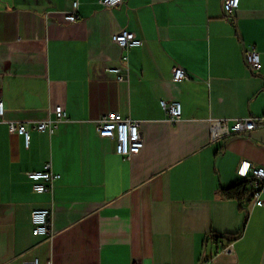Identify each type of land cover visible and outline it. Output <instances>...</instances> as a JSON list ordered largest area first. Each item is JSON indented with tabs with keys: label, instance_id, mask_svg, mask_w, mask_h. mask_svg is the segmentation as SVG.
Instances as JSON below:
<instances>
[{
	"label": "crops",
	"instance_id": "1",
	"mask_svg": "<svg viewBox=\"0 0 264 264\" xmlns=\"http://www.w3.org/2000/svg\"><path fill=\"white\" fill-rule=\"evenodd\" d=\"M99 1L79 0L68 23L72 0H0V264H264V205L222 193L243 161L264 168V127L213 140L209 126L264 115V0H240L228 18L224 0ZM122 31L143 45L121 49ZM162 100L181 103L179 121ZM56 107L67 119L36 131ZM113 112L141 122L131 161L98 135ZM10 122L27 125L29 145ZM47 163L61 178L39 194L27 173ZM36 209L51 211L50 237L33 235Z\"/></svg>",
	"mask_w": 264,
	"mask_h": 264
},
{
	"label": "built area",
	"instance_id": "2",
	"mask_svg": "<svg viewBox=\"0 0 264 264\" xmlns=\"http://www.w3.org/2000/svg\"><path fill=\"white\" fill-rule=\"evenodd\" d=\"M127 0H100L99 4L107 9L118 8L126 3ZM79 0H72V9L64 15V20L68 23H75L79 16ZM240 6V0H224V9L226 17L233 15ZM121 49L127 51L131 48H138L143 45V41L134 33L122 31L113 38ZM245 62L248 69L254 73L261 71L262 62L261 55L255 46H249L245 51ZM124 62H128V57H123ZM121 68L112 69V73H120ZM173 79L176 82L187 79V72L180 68L173 69ZM162 108L169 114V122L174 124L182 117V105L179 102H160ZM55 118L49 117L47 120L36 123L34 128L42 133L53 135L58 129L60 123L67 119V114L62 107L54 109ZM5 115V104L0 97V124ZM98 135L102 139H108L116 142V152L119 156L127 161H131L138 156L144 149L145 143L141 136V122L124 117L119 113H109L104 115L98 121ZM210 135L213 140L226 139L230 136L248 135L251 132L264 127V116L262 117H246L234 121L229 124L227 120L211 119L209 122ZM9 131L11 134H17L24 137L25 142L29 145L30 132L25 124L15 122L9 123ZM238 176L242 180L252 182L251 195L254 206L261 207L264 205V168L252 165L250 162L243 161L237 171ZM28 179L33 183V191L39 194L52 192L55 182L61 178V175L53 171L51 163H47L43 171H32L27 173ZM51 211L48 209H36L31 214L32 233L38 237L51 236ZM230 254L232 247L229 246L224 250ZM24 264H39V259L26 262ZM201 264H209L203 261Z\"/></svg>",
	"mask_w": 264,
	"mask_h": 264
},
{
	"label": "trees",
	"instance_id": "3",
	"mask_svg": "<svg viewBox=\"0 0 264 264\" xmlns=\"http://www.w3.org/2000/svg\"><path fill=\"white\" fill-rule=\"evenodd\" d=\"M252 182L249 180L239 181L237 184L232 185L222 190L223 195L229 200H236L239 203L246 202L252 205ZM236 237L230 239V243L234 241ZM229 243V244H230Z\"/></svg>",
	"mask_w": 264,
	"mask_h": 264
},
{
	"label": "rangeland",
	"instance_id": "4",
	"mask_svg": "<svg viewBox=\"0 0 264 264\" xmlns=\"http://www.w3.org/2000/svg\"><path fill=\"white\" fill-rule=\"evenodd\" d=\"M263 116H264V115H263ZM261 117H262V116H261ZM44 121H45V120H44ZM40 122H43V121H40ZM40 122H38V123H40ZM34 126H35V125H34ZM34 129H35V128H34ZM35 130H36V129H35ZM36 131H38V130H36ZM38 132H39V131H38ZM41 133H42V132H41ZM141 136H142V135H141ZM142 138H143V137H142ZM116 153H117V152H116ZM239 178H240V177H239ZM240 179H241V178H240ZM241 180H242V179H241ZM242 181H245V180H242ZM255 207H256V206H255ZM261 207H262V206H261ZM230 245H231V243H230ZM227 247H229V246H227ZM227 247H225V249H226ZM225 249H224V250H225ZM231 253H232V252H231ZM231 253H230V254H231Z\"/></svg>",
	"mask_w": 264,
	"mask_h": 264
}]
</instances>
